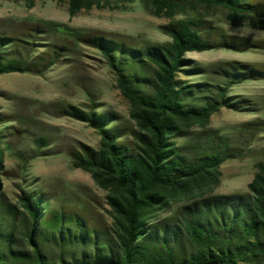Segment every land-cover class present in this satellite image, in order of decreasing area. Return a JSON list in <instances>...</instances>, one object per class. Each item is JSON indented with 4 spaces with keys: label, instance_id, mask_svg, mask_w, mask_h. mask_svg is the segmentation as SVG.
Segmentation results:
<instances>
[{
    "label": "trees",
    "instance_id": "trees-1",
    "mask_svg": "<svg viewBox=\"0 0 264 264\" xmlns=\"http://www.w3.org/2000/svg\"><path fill=\"white\" fill-rule=\"evenodd\" d=\"M28 7L36 0H23ZM67 2L69 17L81 11L112 9L132 0H55ZM240 18L264 21V0H188ZM115 4V5H112ZM155 16L168 19L181 10L179 0H151ZM59 28L60 25L46 24ZM200 19L172 20L161 27L169 41L137 47L106 37L76 39L97 47L129 105L135 130L131 142L93 109L70 106L64 114L86 122L99 135L97 148L70 151V163L88 173L106 192L111 222L95 229L73 215L44 211L41 198L21 196L6 203L0 180V264H264V156L247 193L234 197L210 195L220 181V166L229 158L226 139L207 134L189 155L176 139L198 127L222 108L238 111L241 102L227 97L232 84L264 79V70L240 62L216 69L221 83H189L187 53L214 48L251 47L212 34ZM40 26L25 39L0 37V75H41L62 60L67 45H51L29 55ZM0 156V172L2 170ZM180 203L175 216L151 223L159 211Z\"/></svg>",
    "mask_w": 264,
    "mask_h": 264
},
{
    "label": "rangeland",
    "instance_id": "rangeland-1",
    "mask_svg": "<svg viewBox=\"0 0 264 264\" xmlns=\"http://www.w3.org/2000/svg\"><path fill=\"white\" fill-rule=\"evenodd\" d=\"M179 1L181 10L168 19L153 14L151 0L123 2L112 9L92 8L73 17L68 15L66 1L36 0L28 7L23 0H0V37L25 39L27 32L40 26L36 44L28 46L29 55L37 56L54 44L69 48L62 60L41 75H0V180L6 203L17 204L19 197L29 195L41 198L46 214L80 217L95 229L106 228L111 222L106 192L88 173L73 168L69 157L70 151L81 146L97 148L100 137L86 122L64 114L61 108L93 109L110 121L108 128L122 135L121 143L132 141L130 133L135 126L100 50L77 40V33L137 47L160 45L169 41L162 26L172 20L200 19L213 27V36L248 41L251 47L187 53L189 63L182 79L220 84L216 69L229 62L264 70V21L240 18L233 23L222 9ZM48 23L60 27H48ZM227 97L241 102L242 109L222 108L210 117L206 130L194 127L175 140L183 155H189L207 134L226 139L234 157L220 166L219 184L208 193L218 197L246 194L264 156V79L232 84ZM180 205L172 203L157 212L151 223L175 216Z\"/></svg>",
    "mask_w": 264,
    "mask_h": 264
}]
</instances>
